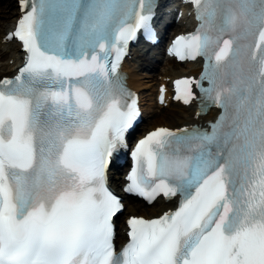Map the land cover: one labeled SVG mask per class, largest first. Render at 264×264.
Instances as JSON below:
<instances>
[{
  "label": "snow or ice",
  "instance_id": "1",
  "mask_svg": "<svg viewBox=\"0 0 264 264\" xmlns=\"http://www.w3.org/2000/svg\"><path fill=\"white\" fill-rule=\"evenodd\" d=\"M190 2L199 26L170 51L204 71L174 98L221 111L137 142L124 191L178 203L127 219L117 251L106 172L140 114L118 69L152 0H19L6 40L25 59L0 79V264H264V0Z\"/></svg>",
  "mask_w": 264,
  "mask_h": 264
},
{
  "label": "bare ground",
  "instance_id": "2",
  "mask_svg": "<svg viewBox=\"0 0 264 264\" xmlns=\"http://www.w3.org/2000/svg\"><path fill=\"white\" fill-rule=\"evenodd\" d=\"M16 2L15 0H0V33L3 34L6 29L9 27V24L14 22L16 16ZM7 54L2 52V48H0V76L4 74L5 71H10L12 69V64H9L10 60L16 59V50L12 47H9L7 50ZM9 58L7 61L6 59ZM5 61L4 63L2 61ZM145 61H147L145 59ZM150 71L158 72L157 75H162L161 77H179L185 74H193L197 72V69H194V64H176L171 60H168L164 66H156L150 63H143ZM156 80V77L153 75H140L136 73H132L130 78L131 84L139 91H141V96L144 101L150 102V89L151 85ZM148 102V104H150ZM152 112L154 110H151ZM191 111L189 109H182L176 105H169L167 108L163 110L156 111V115H154L150 120V126H170V127H178L181 125H185L191 122ZM212 114H208L207 118L212 117ZM116 181H113L115 184ZM135 206L140 210L139 212L143 215H156L158 214L164 207H161L159 203L152 205L151 207H142L140 204H135ZM136 211L131 207H127L126 214H136Z\"/></svg>",
  "mask_w": 264,
  "mask_h": 264
},
{
  "label": "rangeland",
  "instance_id": "3",
  "mask_svg": "<svg viewBox=\"0 0 264 264\" xmlns=\"http://www.w3.org/2000/svg\"><path fill=\"white\" fill-rule=\"evenodd\" d=\"M0 35H1V33H0Z\"/></svg>",
  "mask_w": 264,
  "mask_h": 264
}]
</instances>
